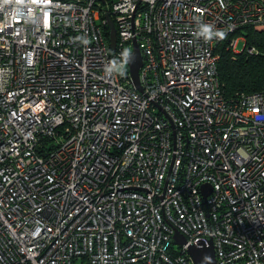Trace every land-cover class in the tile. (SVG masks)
I'll use <instances>...</instances> for the list:
<instances>
[{
    "label": "built area",
    "instance_id": "obj_1",
    "mask_svg": "<svg viewBox=\"0 0 264 264\" xmlns=\"http://www.w3.org/2000/svg\"><path fill=\"white\" fill-rule=\"evenodd\" d=\"M243 27L264 0H0V264H264V92L217 76Z\"/></svg>",
    "mask_w": 264,
    "mask_h": 264
},
{
    "label": "trees",
    "instance_id": "obj_2",
    "mask_svg": "<svg viewBox=\"0 0 264 264\" xmlns=\"http://www.w3.org/2000/svg\"><path fill=\"white\" fill-rule=\"evenodd\" d=\"M243 48L235 51L225 39L217 48V76L226 99L241 94L264 92V30L243 27ZM252 48V53L248 49Z\"/></svg>",
    "mask_w": 264,
    "mask_h": 264
},
{
    "label": "water",
    "instance_id": "obj_3",
    "mask_svg": "<svg viewBox=\"0 0 264 264\" xmlns=\"http://www.w3.org/2000/svg\"><path fill=\"white\" fill-rule=\"evenodd\" d=\"M109 26V45L111 49H114L116 43L115 28L110 20H108ZM129 67V74L132 83L135 87L139 89V69L142 65L141 54L136 44H134V49L132 56L127 62ZM207 186H204L205 190ZM173 243L179 246L186 244L185 238L180 233H175L173 236ZM187 253L190 256L193 264H216L215 253L213 249L212 242L210 240L206 242H201L198 245H189L187 247Z\"/></svg>",
    "mask_w": 264,
    "mask_h": 264
},
{
    "label": "clouds",
    "instance_id": "obj_4",
    "mask_svg": "<svg viewBox=\"0 0 264 264\" xmlns=\"http://www.w3.org/2000/svg\"><path fill=\"white\" fill-rule=\"evenodd\" d=\"M196 35L199 38H202L205 41H210L213 38H217V39H223L225 36V33L223 31L220 30H215V26L212 24H200L197 31H196ZM132 56V53L129 50H124L121 53V57H122V62L123 63H127L130 59V57ZM116 63L120 64V70H123V63H121L120 61H117ZM106 71L111 74L112 72L116 71V68L113 66H109Z\"/></svg>",
    "mask_w": 264,
    "mask_h": 264
},
{
    "label": "rangeland",
    "instance_id": "obj_5",
    "mask_svg": "<svg viewBox=\"0 0 264 264\" xmlns=\"http://www.w3.org/2000/svg\"><path fill=\"white\" fill-rule=\"evenodd\" d=\"M243 48V42L241 40L236 44V51H241Z\"/></svg>",
    "mask_w": 264,
    "mask_h": 264
}]
</instances>
